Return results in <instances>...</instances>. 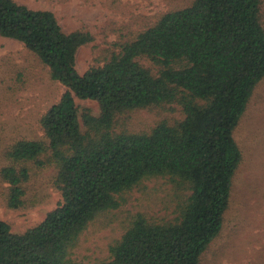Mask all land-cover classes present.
Segmentation results:
<instances>
[{"label": "trees", "instance_id": "16d2710c", "mask_svg": "<svg viewBox=\"0 0 264 264\" xmlns=\"http://www.w3.org/2000/svg\"><path fill=\"white\" fill-rule=\"evenodd\" d=\"M263 2L193 0L80 73L78 51L94 40L89 30L66 32L51 10L0 0V36L21 41L67 87L40 120L45 138L10 145L1 170L10 208L25 204L31 163L56 167L63 201L22 233L0 218V264H82L73 257L82 233L155 177L173 185L174 216L134 214L96 264H200L222 231L243 160L235 129L264 78ZM76 99L97 101L99 114H80ZM174 104L184 117L173 123L115 128L131 111Z\"/></svg>", "mask_w": 264, "mask_h": 264}, {"label": "rangeland", "instance_id": "374dc122", "mask_svg": "<svg viewBox=\"0 0 264 264\" xmlns=\"http://www.w3.org/2000/svg\"><path fill=\"white\" fill-rule=\"evenodd\" d=\"M34 9L53 11L66 32L87 29L94 40L77 54V69L84 73L120 50L119 43L155 23L165 12L191 4L193 0H16ZM264 21V2L262 6ZM147 66L149 61L143 60ZM67 90L54 80L49 67L19 40L0 36V218L22 233L39 224L62 201L55 186L54 165L38 168L24 185L25 204L10 208L9 183L1 170L10 163L6 151L20 139L45 138L41 118ZM80 114L89 109L98 115L95 100L76 99ZM184 117L179 105L143 108L118 118L115 128L149 131L162 120L171 123ZM82 120V118H81ZM83 122V121H82ZM234 137L243 153L232 189V200L224 216L220 235L210 244L200 264H264V78L257 85ZM177 196L167 178L143 181L126 194L118 209L102 214L80 236L73 257L82 264H96L109 256L118 239L138 212L151 218L174 216Z\"/></svg>", "mask_w": 264, "mask_h": 264}]
</instances>
